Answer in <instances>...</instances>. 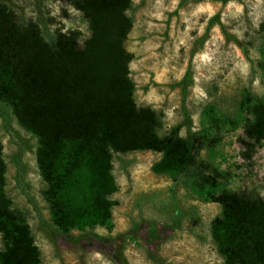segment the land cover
Instances as JSON below:
<instances>
[{
	"label": "rangeland",
	"instance_id": "obj_1",
	"mask_svg": "<svg viewBox=\"0 0 264 264\" xmlns=\"http://www.w3.org/2000/svg\"><path fill=\"white\" fill-rule=\"evenodd\" d=\"M0 4L22 30L37 27L48 43L76 32L84 48L92 38L88 20L69 3ZM114 22L106 48L122 53L135 106L162 116L161 137L184 120L182 85L191 74L184 106L198 141L194 168L173 181L152 172L159 154H115L112 227L61 236L42 196L39 140L0 95V199L26 215L40 264H119L118 246L129 264H224L211 238L221 208L209 195L264 200V141L251 159L242 144H253L245 129L264 107V0H129ZM181 133L186 138L185 128ZM208 169L221 179L200 191Z\"/></svg>",
	"mask_w": 264,
	"mask_h": 264
},
{
	"label": "trees",
	"instance_id": "obj_2",
	"mask_svg": "<svg viewBox=\"0 0 264 264\" xmlns=\"http://www.w3.org/2000/svg\"><path fill=\"white\" fill-rule=\"evenodd\" d=\"M58 1L83 14L91 40L82 48L73 32L59 33L48 43L37 27L22 30L15 15L0 4V95L39 140L42 196L53 228L68 236L112 227V197L118 192L115 154H159L152 172L177 181L194 168L198 141L184 106L191 74L186 73L182 85L184 120L161 137L162 116L135 106L133 86L122 74V53L106 48L114 17L128 8L129 0ZM183 128L186 138L180 135ZM245 136L253 143H242L251 159L254 145L264 141V107L255 111ZM207 171L197 185L200 191L215 188L221 179L215 170ZM209 197L221 208L211 238L224 264H264V200L230 192ZM0 237V264H40L26 215L11 210L3 199ZM117 252L118 263L129 264L120 246Z\"/></svg>",
	"mask_w": 264,
	"mask_h": 264
},
{
	"label": "clouds",
	"instance_id": "obj_3",
	"mask_svg": "<svg viewBox=\"0 0 264 264\" xmlns=\"http://www.w3.org/2000/svg\"><path fill=\"white\" fill-rule=\"evenodd\" d=\"M247 69V65H245V70ZM257 83H258V81H257ZM181 135H183V133H181Z\"/></svg>",
	"mask_w": 264,
	"mask_h": 264
}]
</instances>
